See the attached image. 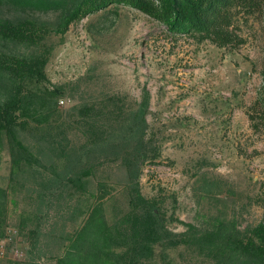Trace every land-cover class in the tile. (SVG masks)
<instances>
[{"label":"rangeland","instance_id":"1","mask_svg":"<svg viewBox=\"0 0 264 264\" xmlns=\"http://www.w3.org/2000/svg\"><path fill=\"white\" fill-rule=\"evenodd\" d=\"M63 8L37 10L0 5V18L37 19L49 27ZM237 46H219L187 33L172 34L165 24L124 5H111L71 23L63 34L49 33L39 46L0 40V50L16 56L46 55L43 85L60 88L47 122L30 121L19 130L37 161L13 168L7 142L0 162V186L7 193L0 236V264H57L82 224L100 182L107 185L104 214L117 224L129 209L127 170L109 149L125 129L104 110L110 99L126 105L149 92L146 119L160 155L145 163L139 189L156 199L166 227L183 232L187 224L209 229L228 221L244 230L264 213V128L249 113L263 82L264 4L232 9ZM46 50V52H45ZM0 88V95H3ZM87 120L104 133L91 137ZM89 162L83 191L66 180ZM194 247H155L141 264H213Z\"/></svg>","mask_w":264,"mask_h":264},{"label":"trees","instance_id":"2","mask_svg":"<svg viewBox=\"0 0 264 264\" xmlns=\"http://www.w3.org/2000/svg\"><path fill=\"white\" fill-rule=\"evenodd\" d=\"M256 0H0V5L49 10L63 8L60 21L49 27L37 19L0 18V40L39 46L47 34H63L68 26L111 5L134 8L165 24L172 34L187 33L198 40L208 39L219 46H237L242 42L231 29L232 9L237 5L251 6ZM264 4V0H262ZM46 52V50H45ZM44 52L16 56L0 50V162L4 141L7 142L13 168L37 161L21 141L19 130L30 121L47 122L55 111L60 88L45 87ZM263 82L249 113L252 126L264 128V69ZM149 92L144 89L139 101L126 105L121 97L110 99L104 110L111 119H123L125 129L121 144H100L97 154L104 157L112 150L121 158L127 170L129 211L117 224H108L104 214L107 185L100 182L97 194L82 224L65 245L57 264H141L152 256L155 247H175L179 244L196 248L211 256L213 264H264V213L254 226L238 230L228 221H220L209 229H197L187 224L183 232L166 227L165 218L154 198L139 189V173L145 163H154L160 155L155 134L148 132L146 113ZM92 108L80 111L89 126L91 137L103 135L96 121H88ZM17 168V169H18ZM89 162L67 178L75 189L83 191L90 175ZM7 193L0 186V236L6 221Z\"/></svg>","mask_w":264,"mask_h":264}]
</instances>
